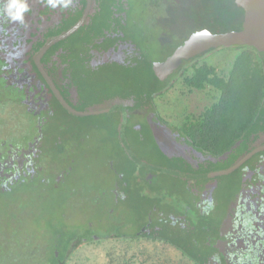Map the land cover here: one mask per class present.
Listing matches in <instances>:
<instances>
[{
    "label": "rangeland",
    "instance_id": "obj_1",
    "mask_svg": "<svg viewBox=\"0 0 264 264\" xmlns=\"http://www.w3.org/2000/svg\"><path fill=\"white\" fill-rule=\"evenodd\" d=\"M245 23V13L237 0H125L124 4L110 0L100 5L85 33L88 38V34L99 31L115 34L119 30L142 56L137 63L149 76L148 63L167 59L195 32L241 33ZM79 36L77 32L62 43L77 52L72 58L85 53ZM240 51L238 46L211 49L198 55L196 61H206L226 78ZM258 58L264 66V53ZM72 68L74 72L79 69L73 62ZM123 72L114 64L101 72H89L92 77L88 87L94 93L87 94L88 101L76 109L103 105L101 97L127 88L136 92L133 83L142 77L136 69L131 72L134 76ZM182 74L181 68L155 83L164 90L153 100L154 116L172 128L181 125L188 115H200L220 96V91L211 86L190 92ZM96 91H100V97ZM26 108L12 105L0 114V140L14 137L26 141L35 134L34 117L24 112ZM261 115L259 129L228 152L211 156L193 148L182 136L175 140L176 151L165 153L151 129L153 118L144 117L140 111L129 114L121 108L77 116L54 110L41 127L39 163L48 166L38 174L42 179L32 186L14 183L12 191L0 192V264H40V252L49 246L46 220L60 226L68 223L81 235H86L88 224L100 237L111 231H150L155 221H163L167 223L164 230L162 223L155 225L160 236L198 237L204 248H211L217 237L204 231L203 218L195 207L206 186H194L195 182L209 181L212 201L223 214L233 203L244 176L240 169L196 181L183 175L225 170L253 146L264 144V107ZM125 180H129L128 186ZM69 264L193 263L168 243L140 239L85 243Z\"/></svg>",
    "mask_w": 264,
    "mask_h": 264
},
{
    "label": "flooded vegetation",
    "instance_id": "obj_2",
    "mask_svg": "<svg viewBox=\"0 0 264 264\" xmlns=\"http://www.w3.org/2000/svg\"><path fill=\"white\" fill-rule=\"evenodd\" d=\"M7 2L8 0H0V55L6 63L5 70L8 77L20 86H24L28 94L26 109L37 116V121L35 124L36 133L26 141L16 140L15 142L0 143V185L3 188L13 186L16 181H25L27 176L32 178L36 175L37 170L46 167L45 164L41 167L39 163L40 142L43 135H39L38 126L42 127L47 115L53 114V99L56 98L60 103L46 77L50 79L63 99L73 109L78 110L76 107L84 104L87 95L83 100L78 97V79L74 78L76 73L84 79L85 84H88L86 81L92 77L89 75L91 71L93 73L104 71L110 64L133 67L137 65V60L142 59V56L136 53L131 42L124 40L125 38L119 30H116L115 34L109 31L105 33L103 30L92 35L88 34V38L86 37V27L92 22L96 11L100 8V5L96 4L97 0H70L68 7L59 3L56 7H51L47 0H25L29 10L23 14V23L12 20L7 15L4 11V5ZM88 2L89 7L83 23L66 37L52 43L39 57V64H37V58L42 48L49 41L74 26L84 13ZM98 2L100 3V1ZM124 2L125 0L119 1L120 4H124ZM79 9L82 11L77 17ZM123 10L126 9L123 8ZM69 18L70 20H67ZM77 32H79L80 41L84 45L82 52L85 51V53L72 58L71 55L77 52H72L71 48H65L62 43L67 37ZM59 43L57 48L50 50ZM49 50L50 52L46 54ZM72 62L74 65L79 64L78 71H73ZM64 90L68 93L69 102L62 95ZM101 98H103V105L89 110L111 107H121L126 110L125 105L128 102L120 100L119 97H113L111 100ZM142 114L144 117L150 118L151 116L153 118L151 129L165 153L176 151L174 149L177 148L175 140L181 136L185 142L190 143L185 135H182L179 130L167 126L162 119H157L154 113ZM185 148L187 151L188 147L185 146ZM240 160L243 162L232 171L220 173L228 174L240 169L241 176H244L233 203L225 209L223 214L219 210L218 204L212 201L209 181L201 184L196 181L214 177L216 176L212 175L214 172L183 175L185 178H192L191 180L196 181L194 186H206L205 191L200 193L201 198L195 202V207L198 209L200 217L204 219V231L217 237L211 244L212 248L208 255L209 264H264V144L259 143L253 146L230 168ZM230 168L216 172L226 171ZM216 210L218 211L217 216L214 215ZM142 231L149 232L146 229Z\"/></svg>",
    "mask_w": 264,
    "mask_h": 264
},
{
    "label": "trees",
    "instance_id": "obj_3",
    "mask_svg": "<svg viewBox=\"0 0 264 264\" xmlns=\"http://www.w3.org/2000/svg\"><path fill=\"white\" fill-rule=\"evenodd\" d=\"M98 1H100V3ZM109 1L110 0H97L96 4L101 5ZM119 1L121 2L122 0ZM81 11L82 10L79 9L77 17H79ZM59 45L60 43L56 44L50 50L57 48ZM238 47H240L241 51L235 56L226 78L220 76L215 67L208 64L206 61H196L198 56L192 60H183L181 66L177 69L179 71V69L182 68L183 74L181 78L184 84L190 89H204L211 86L220 91L217 102L206 108L200 115H189L181 125L173 127L179 130L182 135H185L193 147L206 155L217 156L223 154L235 146L237 141L248 137L260 128L258 123L261 120L262 109L264 107V66L259 60L258 55L262 53L257 52L253 47ZM50 50L46 54H48ZM186 63H188V65L184 66ZM5 65V61L0 55V114H2L8 106L19 105L23 107L28 98L24 86H20L13 79L8 77ZM76 65L77 67L79 66V64ZM148 66H150L149 76L143 74L144 71L140 70V65L138 63L133 67L117 66L118 69L121 67L124 71L123 73H127L129 76H134L131 72L136 69L142 79L133 83L137 90L136 92H132L127 88L126 91H117L109 94L107 97L104 96V99L111 100L113 97H119L120 100L127 101L128 104L125 105V108L129 114L132 111H140L146 114L156 113V110L155 112L153 111V100L156 96L160 95L164 89L162 86L160 87L155 84L159 82V80L153 74L152 63H148ZM79 76L80 75L76 73L74 78L76 77L78 79H76L77 95L83 100L87 94H93L94 89H90L88 84H85L84 79ZM99 92L100 91H96V95L99 96ZM62 95L69 102L66 90H64ZM147 108L148 111L144 112V109ZM56 109H60L69 114L56 98H54L52 101V110L54 111ZM24 112L34 117V122L36 123L37 116L32 111L26 109ZM49 115L52 114L49 113L47 115L45 123L48 121ZM2 123L0 119V125ZM9 141L15 142L16 140L13 137L10 138ZM9 141L2 139L0 143ZM41 171L42 170H37L34 177L30 178L27 176L25 181L21 180L15 183L26 182L30 186L36 185V182L42 179L39 178L40 175H38ZM45 183L48 184L47 182ZM125 183L128 186L129 180H125ZM13 189H15L13 186L3 188L0 185L1 193L9 192ZM161 223L164 230L167 223L164 225L163 221H155V224L152 225L149 232L140 230L136 233H118L111 231L109 234L100 237L92 230L93 227L88 224L86 226V235H81L75 231L76 229H70L68 223H62L60 226L57 225V222L54 220H46L45 224L47 232L49 233V241H47V243L49 242V246L47 248L45 247V249L43 248V251L40 252V264H69L76 250L83 244L92 241H134L140 239L168 243L193 264H209L208 255L212 247L208 249L204 248V245L201 244L198 237L183 239L178 234V239L176 237L171 239L169 236H160V234L156 232L155 225L160 226ZM204 224L203 219L202 225ZM159 228L160 227H158V229Z\"/></svg>",
    "mask_w": 264,
    "mask_h": 264
},
{
    "label": "water",
    "instance_id": "obj_4",
    "mask_svg": "<svg viewBox=\"0 0 264 264\" xmlns=\"http://www.w3.org/2000/svg\"><path fill=\"white\" fill-rule=\"evenodd\" d=\"M238 6L242 8L246 16V23L244 30L241 33L217 35L208 30H201L195 32L186 42L177 48L167 59L153 62L152 71L155 77L159 81H164L169 75H171L182 63L183 60H187L202 54L211 49H217L227 46H249L253 47L257 52L264 53V0H237ZM89 7H87L82 14L79 21L67 30L62 35L49 41L40 51L37 58V64H39V57L44 51L54 42L66 37L73 31H75L84 21ZM46 77V76H45ZM49 85L53 89V93L60 101L62 106L70 113L77 116L98 115L109 111H115L121 109V107H111L98 110L78 111L73 109L60 95L58 90L53 86L50 79L46 77ZM123 109V108H122ZM39 135H41V126H38ZM243 160H240L236 165L227 169L226 171L214 172L212 175L220 173H227L239 166ZM57 254V253H56Z\"/></svg>",
    "mask_w": 264,
    "mask_h": 264
},
{
    "label": "clouds",
    "instance_id": "obj_5",
    "mask_svg": "<svg viewBox=\"0 0 264 264\" xmlns=\"http://www.w3.org/2000/svg\"><path fill=\"white\" fill-rule=\"evenodd\" d=\"M51 7H56L57 4H62L64 7H68L70 0H47ZM28 5L25 0H8L4 5V11L7 15L15 21L23 23V14L27 12Z\"/></svg>",
    "mask_w": 264,
    "mask_h": 264
},
{
    "label": "crops",
    "instance_id": "obj_6",
    "mask_svg": "<svg viewBox=\"0 0 264 264\" xmlns=\"http://www.w3.org/2000/svg\"><path fill=\"white\" fill-rule=\"evenodd\" d=\"M193 89H194V88H192V89L189 88L190 92H191ZM184 94H185V93H184ZM191 115H192V114H191ZM188 116H189V115H188ZM186 117H187V116H186Z\"/></svg>",
    "mask_w": 264,
    "mask_h": 264
}]
</instances>
